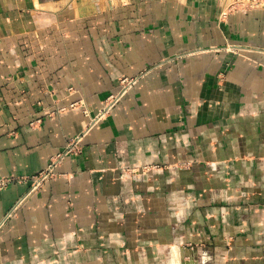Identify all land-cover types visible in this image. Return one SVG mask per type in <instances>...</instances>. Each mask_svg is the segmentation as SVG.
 <instances>
[{"label":"crops","instance_id":"obj_1","mask_svg":"<svg viewBox=\"0 0 264 264\" xmlns=\"http://www.w3.org/2000/svg\"><path fill=\"white\" fill-rule=\"evenodd\" d=\"M228 5L0 0V264H264V10Z\"/></svg>","mask_w":264,"mask_h":264},{"label":"built area","instance_id":"obj_2","mask_svg":"<svg viewBox=\"0 0 264 264\" xmlns=\"http://www.w3.org/2000/svg\"><path fill=\"white\" fill-rule=\"evenodd\" d=\"M137 78H123L120 82V90L117 94L110 95L106 101V106L103 109V112H106V108L110 105H113V107L120 101L122 96L129 91L137 82ZM110 111H107L109 113ZM97 119V118H96ZM98 121V119H97ZM90 128L88 127V130ZM81 143V137L74 138L69 141L66 149L54 156L51 159L50 164L48 167L40 172L38 175L32 177V186H31V192H35L49 179H52L56 175V169L61 163V161L68 155L77 153L79 151ZM7 181H0V186L6 185Z\"/></svg>","mask_w":264,"mask_h":264},{"label":"rangeland","instance_id":"obj_3","mask_svg":"<svg viewBox=\"0 0 264 264\" xmlns=\"http://www.w3.org/2000/svg\"><path fill=\"white\" fill-rule=\"evenodd\" d=\"M227 1H228L229 5L227 7L226 12L223 14V16H225V17L229 13H233L236 11H242L244 13H249V12L255 11V10H264V0H227ZM89 125H91V126H89ZM87 126H89V128L91 129L92 123L89 122ZM85 133H87V132H85Z\"/></svg>","mask_w":264,"mask_h":264},{"label":"bare ground","instance_id":"obj_4","mask_svg":"<svg viewBox=\"0 0 264 264\" xmlns=\"http://www.w3.org/2000/svg\"><path fill=\"white\" fill-rule=\"evenodd\" d=\"M126 93H127V92H126ZM104 108H105V107H104ZM112 108H113V105L108 106V107L106 108V112H107V111H110ZM106 112H101V113H99V115H97L96 118L101 119V118L106 114ZM94 118H95V117H94ZM89 126H91V125H89ZM84 136H85V135L82 133L80 136H77L76 139L79 138V137H81V142H82Z\"/></svg>","mask_w":264,"mask_h":264}]
</instances>
